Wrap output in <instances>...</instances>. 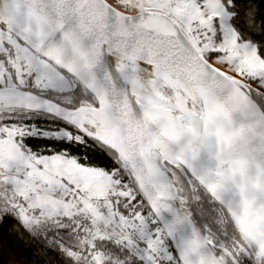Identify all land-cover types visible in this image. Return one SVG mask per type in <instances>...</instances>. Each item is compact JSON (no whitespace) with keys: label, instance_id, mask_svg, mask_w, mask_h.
<instances>
[{"label":"snow or ice","instance_id":"1","mask_svg":"<svg viewBox=\"0 0 264 264\" xmlns=\"http://www.w3.org/2000/svg\"><path fill=\"white\" fill-rule=\"evenodd\" d=\"M0 264H264V0H0Z\"/></svg>","mask_w":264,"mask_h":264}]
</instances>
